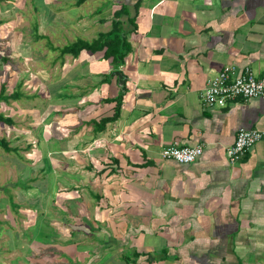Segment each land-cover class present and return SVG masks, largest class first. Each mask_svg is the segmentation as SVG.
Wrapping results in <instances>:
<instances>
[{"label":"crops","instance_id":"obj_1","mask_svg":"<svg viewBox=\"0 0 264 264\" xmlns=\"http://www.w3.org/2000/svg\"><path fill=\"white\" fill-rule=\"evenodd\" d=\"M96 1L71 24L80 29L76 39L109 31L114 11L126 3L131 48L119 64L104 58V49L53 59L64 71L65 93L56 95L64 106L52 105L64 127L63 222L82 232L71 238L74 246L67 242L62 264H264V98L210 107L202 97L207 80L226 66L231 78L246 69L256 79L264 75V0H141L136 12V0ZM71 25L58 28L67 32ZM89 25L97 28L90 37ZM3 39L0 0V48ZM115 70L124 76L122 87ZM120 94L117 118L100 123ZM239 128L263 137L230 163L227 148ZM174 142L203 152L191 163L161 157ZM21 212L27 228L37 224L36 209ZM46 239L21 241L28 254L16 259L55 264L54 242ZM87 244L95 252L81 249Z\"/></svg>","mask_w":264,"mask_h":264},{"label":"rangeland","instance_id":"obj_2","mask_svg":"<svg viewBox=\"0 0 264 264\" xmlns=\"http://www.w3.org/2000/svg\"><path fill=\"white\" fill-rule=\"evenodd\" d=\"M73 2L74 0H2V37L6 44L0 48L4 58L0 60V81L2 80L5 94L16 89L21 94L17 100L10 97L7 101L0 99L1 114H12L9 115L12 117L10 125L0 122V264H25L16 259L18 255L28 254L25 253L28 246H20V242L28 243L32 238L44 243L49 238L50 242H54V246H50V251L55 252L54 263H66L69 254L67 242L71 241L74 246L71 238H78L82 233L77 228L67 227L68 224L63 222L62 211L66 203L59 190L64 187L62 161L66 154L61 148L64 127L63 117L56 114L59 111H52V105L55 109L64 106L62 96H56L58 93H65V90L61 91L64 71L58 60L52 66L53 59L59 54L58 51L53 52L46 42L48 39L53 46H63L76 39L80 29L77 25L73 28L71 24L78 20V13L85 11L84 13L89 14L98 6L96 0H87L80 6L73 5ZM85 17L90 18L89 15ZM92 20L90 18L87 21L91 23ZM63 22H67L72 28L67 32L58 28ZM35 27L37 31L34 30ZM96 30L95 26L89 25L86 35L90 37ZM37 32L44 34V38L36 39ZM51 95H54L53 99ZM16 107L17 112H13ZM1 140L6 141L7 146L12 149L6 150ZM30 201L36 203L31 204ZM26 208L36 209L37 224L33 227L25 226L23 219L27 220V214L21 210ZM77 210L78 206L74 207L71 215L76 216ZM68 214L70 212L67 211ZM46 224L49 229H46ZM81 249L95 252L96 246L87 244L82 245ZM75 259L77 260L76 256ZM38 264L42 263L38 261Z\"/></svg>","mask_w":264,"mask_h":264},{"label":"built area","instance_id":"obj_3","mask_svg":"<svg viewBox=\"0 0 264 264\" xmlns=\"http://www.w3.org/2000/svg\"><path fill=\"white\" fill-rule=\"evenodd\" d=\"M232 67L226 66L218 74L207 80L202 97L206 106H225L236 98H264V75L256 79L246 69L231 78ZM263 134L257 129L239 128L233 144L227 148V157L230 163H234L244 155L257 141L261 140ZM203 152L200 145L187 146L176 142L163 147L160 151L161 157L171 159L179 163H191Z\"/></svg>","mask_w":264,"mask_h":264},{"label":"trees","instance_id":"obj_4","mask_svg":"<svg viewBox=\"0 0 264 264\" xmlns=\"http://www.w3.org/2000/svg\"><path fill=\"white\" fill-rule=\"evenodd\" d=\"M86 0H74L73 5L79 6ZM141 0H136L133 4L135 12L140 4ZM129 7L126 3H122L120 8L115 10L111 19V28L109 31L104 33H99L96 38L92 41H87L82 38H77L73 42H69L64 46L55 47L52 45L50 40H46L47 44L52 49H57L59 56H63L66 53H69L73 56H78V54L82 50H86L87 52H95L98 50L104 49V58H112L111 62L113 64H119L123 61L124 57L130 51L131 45L127 40L126 32L124 30V20L122 16L129 15ZM135 16L129 17L128 20L130 24H134ZM37 31V27L34 28ZM37 37V38H36ZM35 38H44L42 34H35ZM21 92L16 89L12 91L10 94L6 95L4 93V86L0 87V98L8 99L13 98L16 99L20 96ZM116 104L114 106V112L109 117H103L100 119V123L105 124L108 121H111L117 118L120 107H121V94L116 98ZM0 122H4L5 124H11L12 118L10 116H5L4 114H0ZM94 124V122H93ZM1 144L4 145L6 150H11L10 147L7 146V142L1 140Z\"/></svg>","mask_w":264,"mask_h":264},{"label":"water","instance_id":"obj_5","mask_svg":"<svg viewBox=\"0 0 264 264\" xmlns=\"http://www.w3.org/2000/svg\"><path fill=\"white\" fill-rule=\"evenodd\" d=\"M113 75H116V77L118 78V85L120 87L123 86V79H124V76L122 75V73L118 70H115L112 72Z\"/></svg>","mask_w":264,"mask_h":264}]
</instances>
